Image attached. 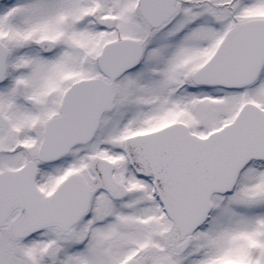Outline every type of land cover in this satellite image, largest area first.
<instances>
[{"label": "snow or ice", "instance_id": "1", "mask_svg": "<svg viewBox=\"0 0 264 264\" xmlns=\"http://www.w3.org/2000/svg\"><path fill=\"white\" fill-rule=\"evenodd\" d=\"M0 264H264V0H0Z\"/></svg>", "mask_w": 264, "mask_h": 264}]
</instances>
